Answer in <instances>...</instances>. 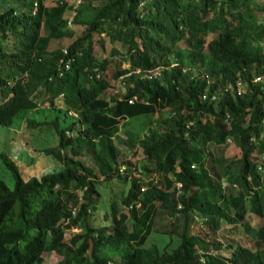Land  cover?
<instances>
[{
    "label": "trees",
    "instance_id": "obj_1",
    "mask_svg": "<svg viewBox=\"0 0 264 264\" xmlns=\"http://www.w3.org/2000/svg\"><path fill=\"white\" fill-rule=\"evenodd\" d=\"M48 1L0 0V125L47 127L60 165L23 174L0 150V264H264V4ZM98 177L128 186L94 225ZM222 223L257 242L223 243Z\"/></svg>",
    "mask_w": 264,
    "mask_h": 264
},
{
    "label": "rangeland",
    "instance_id": "obj_2",
    "mask_svg": "<svg viewBox=\"0 0 264 264\" xmlns=\"http://www.w3.org/2000/svg\"><path fill=\"white\" fill-rule=\"evenodd\" d=\"M254 5H261L264 4V0H251ZM46 3H51L47 0ZM71 14L70 9H66L64 12V16H69ZM75 34L79 31V26H74ZM10 40V39H9ZM68 39L64 38L55 45H63ZM6 43V41H4ZM180 44H182L180 42ZM114 45L118 46V42H114ZM109 43L105 41V50L104 52L101 51L98 46H95V54L97 56H100L101 54L107 52V49L109 48ZM116 87L118 85H121V82H116ZM119 88V86L117 87ZM110 93V89L106 88L102 96L106 97ZM57 103V102H56ZM71 112V111H70ZM21 113L19 112L17 115L13 116L11 122L9 125H0V150L6 152L12 159L15 160L16 163H18L23 169L22 173L25 174V171L28 173H36L39 174L43 171L48 170H55L58 166H60L55 160H52L50 158V155L44 154L40 151V148L49 145L54 144L56 140V136L46 127V128H37L35 127H28L24 120L20 121ZM72 113V112H71ZM73 114V113H72ZM68 120H59V125L66 124V121ZM121 122H124L122 120ZM123 125L120 124V129L118 130L117 134L122 138L123 132L122 129ZM70 133H72L70 131ZM69 133V134H70ZM114 143L118 145L119 142H117L115 139ZM125 149V148H124ZM124 152V151H123ZM127 153V152H125ZM225 155H236L238 156L240 154V151L237 146L233 144V142L229 141L228 144L226 143V147L224 150ZM141 150H138L134 155L130 154L131 157H134L137 162L139 161V158H141ZM153 175V174H152ZM0 177L5 181V183L11 187L12 186V178L10 175L0 166ZM99 180L96 184V188H98V191H100L101 196L99 197V200L96 205V209L92 215H90V223L97 225L102 223V213L105 209H108V197L110 198H118L120 195V192L125 191L128 186V181H121L119 178H112L108 181H104L98 177ZM116 195V196H115ZM198 216V215H197ZM199 217V216H198ZM194 222L190 225V232L197 233L201 236H204L206 238H210L212 236V233L206 229L205 226L199 224V220L196 219V217H193L192 219ZM252 226L258 225L260 222L256 220V218L246 219ZM240 227L232 228L231 225L222 223V229L217 234V238L221 240L223 243H227L229 240H233V242H247L246 240H250L251 242H257L256 239L251 238L252 235L249 233L246 236H244L243 232L240 230ZM76 229L72 228V231H76ZM156 234V233H152ZM158 237L163 238L165 240L167 238L164 234H157ZM152 236V235H151ZM68 237V233L65 234V238ZM246 237V238H245ZM254 237V236H253ZM147 242L149 240L154 239L152 237L147 238ZM159 239V238H158ZM253 239V240H252ZM176 242V241H174ZM253 242V243H254ZM212 251V250H211ZM219 253H225L226 250L224 247L218 249ZM59 258L58 254H55L54 252L50 251L48 253L43 254V259L41 264H54V262Z\"/></svg>",
    "mask_w": 264,
    "mask_h": 264
},
{
    "label": "built area",
    "instance_id": "obj_3",
    "mask_svg": "<svg viewBox=\"0 0 264 264\" xmlns=\"http://www.w3.org/2000/svg\"><path fill=\"white\" fill-rule=\"evenodd\" d=\"M79 0H74V2L76 3V2H78ZM71 13H72V11H71ZM71 15V14H70ZM70 15H69V17H68V19H67V23H70ZM133 73H136V74H138L139 76H143V77H151V76H156L157 74H158V72H159V69H158V67H153V68H147V69H140V68H134V69H132L131 70ZM263 76H261V77H259V76H256L255 77V79H261ZM119 89L120 90H123V86H122V84L121 85H119ZM235 90H236V93H240V91H241V85H240V82H239V80H237L236 82H235ZM114 92H115V89H114ZM205 93H203L202 95H201V97L202 98H204L205 97ZM210 97L211 98H213L214 97V95L212 94V95H210ZM128 101H131V99H128ZM56 102H58V101H56ZM230 139L229 138H227V141H229ZM261 159H264V154H262L261 155ZM222 185H223V183H222Z\"/></svg>",
    "mask_w": 264,
    "mask_h": 264
}]
</instances>
